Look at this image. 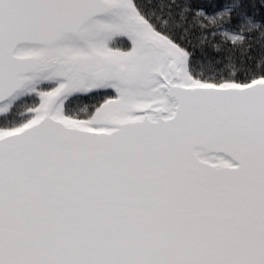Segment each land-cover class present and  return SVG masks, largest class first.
<instances>
[{
    "label": "snow or ice",
    "instance_id": "1",
    "mask_svg": "<svg viewBox=\"0 0 264 264\" xmlns=\"http://www.w3.org/2000/svg\"><path fill=\"white\" fill-rule=\"evenodd\" d=\"M0 0V264H264V0Z\"/></svg>",
    "mask_w": 264,
    "mask_h": 264
},
{
    "label": "trees",
    "instance_id": "2",
    "mask_svg": "<svg viewBox=\"0 0 264 264\" xmlns=\"http://www.w3.org/2000/svg\"><path fill=\"white\" fill-rule=\"evenodd\" d=\"M198 2L205 6L209 12H211L213 10L211 5L216 3L217 0H198Z\"/></svg>",
    "mask_w": 264,
    "mask_h": 264
}]
</instances>
